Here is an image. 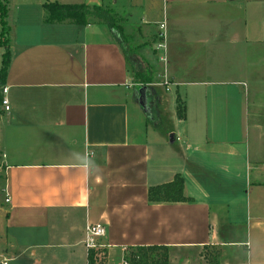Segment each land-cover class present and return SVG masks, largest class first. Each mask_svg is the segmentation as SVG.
<instances>
[{
  "label": "crops",
  "instance_id": "0c3cea01",
  "mask_svg": "<svg viewBox=\"0 0 264 264\" xmlns=\"http://www.w3.org/2000/svg\"><path fill=\"white\" fill-rule=\"evenodd\" d=\"M44 1L8 7L0 229L9 246L56 240L53 264H87L85 228L99 223L106 264L135 245L167 246L169 264H208L207 246L218 264H249L248 244L264 246V0H49L106 5L154 36L160 76L185 106L168 142L130 123L140 88L143 112L155 101L135 87L120 32L45 23ZM175 174L191 200L149 202L148 187Z\"/></svg>",
  "mask_w": 264,
  "mask_h": 264
},
{
  "label": "rangeland",
  "instance_id": "374dc122",
  "mask_svg": "<svg viewBox=\"0 0 264 264\" xmlns=\"http://www.w3.org/2000/svg\"><path fill=\"white\" fill-rule=\"evenodd\" d=\"M16 1L17 0H14V3ZM9 16L10 18H14L12 9ZM122 17L123 16H121V19ZM123 21H119L116 25L117 30L122 33V37H119L118 41L123 45L129 57V66L131 69V75L133 74V82L135 87L144 86L147 89V97H150H148V99L152 100L151 98H153L155 101L154 107L151 108L150 112L145 113L140 108L138 102L134 103L132 100H129L130 123L133 128L137 127L139 121L143 122L144 125L146 124L149 128H158V131L163 135V141L168 142L170 141V134L166 135L165 131L170 129L171 131L177 130L181 125V122L178 121L179 119L176 109V98L178 93H176L170 85L171 82H168V80H165L160 76L161 63L156 59L159 47L156 45L154 36H143L142 34H139L140 29H138L137 26H126ZM11 30L14 33L15 27L12 29L10 28V31ZM8 38L10 40V33L8 34ZM143 47H145L146 56L141 54V49ZM2 52H4V49L0 48V54ZM137 74L139 76L141 75V77L136 76ZM139 78L146 82H139ZM165 86H169V90H165ZM152 92L153 94H151ZM156 99L157 101L158 99L160 100L159 102L161 106L156 104L158 103L156 102ZM149 105L150 102L148 106ZM156 113L160 115L158 120L154 117V114ZM2 169L3 165L0 163V219L1 216H3V209H5L6 204V197L2 184ZM1 233L2 231L0 229V264H2L4 260L6 261V264H33L36 259H41L42 264H53L52 260L54 259L55 253H62V247L56 245L58 244L56 240L48 246H40L37 243H24L21 241H17L13 246H9V237L5 239L4 235ZM97 246L102 247L98 244ZM217 251L218 248L207 246L201 249L199 256H201L205 260V263H207L209 257L214 255Z\"/></svg>",
  "mask_w": 264,
  "mask_h": 264
},
{
  "label": "trees",
  "instance_id": "16d2710c",
  "mask_svg": "<svg viewBox=\"0 0 264 264\" xmlns=\"http://www.w3.org/2000/svg\"><path fill=\"white\" fill-rule=\"evenodd\" d=\"M9 1L0 0V48L4 49V52L0 54V114L2 113V89L11 60L9 51L10 40L8 38L10 27L7 22ZM42 7L43 21L45 23L106 24L111 30L113 37L117 38L116 25L121 21V17H118L114 10L106 5L71 4L45 0ZM119 34V37H121L122 33L120 32ZM136 76L139 75L137 74ZM139 80V82H146L141 78ZM168 82H173V80H168ZM176 103L177 116L183 119L185 117V106L179 95L176 98ZM147 199L149 202H187L191 200L184 194V179L180 174H175L170 181L149 186ZM219 256L220 252L218 250L209 257L207 263L218 264ZM123 260L128 264H169L168 247L163 245L128 246L124 249ZM106 262L107 249L105 246L98 247L96 245L95 247L87 248V264H106Z\"/></svg>",
  "mask_w": 264,
  "mask_h": 264
},
{
  "label": "built area",
  "instance_id": "2783aa9c",
  "mask_svg": "<svg viewBox=\"0 0 264 264\" xmlns=\"http://www.w3.org/2000/svg\"><path fill=\"white\" fill-rule=\"evenodd\" d=\"M167 90V89H166ZM6 88L3 87L2 89V101L1 106L4 110H8L7 100L5 99ZM85 235H86V246L87 247H95L96 244L94 243V238L96 237H103L105 235V228L102 224H88L85 228ZM2 264H6L4 260ZM121 264H128L126 261L122 260Z\"/></svg>",
  "mask_w": 264,
  "mask_h": 264
},
{
  "label": "clouds",
  "instance_id": "9594fccd",
  "mask_svg": "<svg viewBox=\"0 0 264 264\" xmlns=\"http://www.w3.org/2000/svg\"><path fill=\"white\" fill-rule=\"evenodd\" d=\"M249 248V264H264V246L259 242H250Z\"/></svg>",
  "mask_w": 264,
  "mask_h": 264
},
{
  "label": "water",
  "instance_id": "95a60500",
  "mask_svg": "<svg viewBox=\"0 0 264 264\" xmlns=\"http://www.w3.org/2000/svg\"><path fill=\"white\" fill-rule=\"evenodd\" d=\"M139 93H140L139 104L141 105V107L143 108V110L146 111L147 108H146L145 89L144 88H140L139 89Z\"/></svg>",
  "mask_w": 264,
  "mask_h": 264
}]
</instances>
